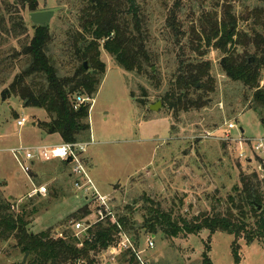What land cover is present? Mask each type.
I'll return each instance as SVG.
<instances>
[{
    "label": "trees",
    "instance_id": "1",
    "mask_svg": "<svg viewBox=\"0 0 264 264\" xmlns=\"http://www.w3.org/2000/svg\"><path fill=\"white\" fill-rule=\"evenodd\" d=\"M147 1L63 0L60 4L70 5L71 18L59 19L68 28L58 35L49 25L31 24L33 35L29 38L22 14L39 12L37 1L1 0L0 42L5 43L3 37L11 33L26 36L20 50L5 59L13 71L18 67L14 61L24 66L0 92L1 100L18 98L24 108L43 110L47 120L34 123L42 134L58 135L63 143H84L90 135L91 105L78 104L76 99H94L105 74L102 50L122 71L147 81L165 115L178 121L181 114L205 109L213 100L216 79L211 62L204 60L212 50L222 57L219 74L243 88L242 104L248 102V110L264 113V0H253V4L247 0H199L196 11L183 0H173L171 8H167L168 0H162L161 7L167 8L162 36L172 48H165L166 56H175L173 67L170 60L162 63L159 49L153 48L157 40L150 19L155 10ZM167 70L170 74L164 80L163 71ZM139 88L141 99L132 92L130 96L138 107L147 108L149 90ZM62 165L70 167L68 161ZM3 188L5 184L0 183V249L5 246L22 256L27 253L25 264H98V257L120 237L117 225L136 251L145 237L169 240L197 236L202 231L234 238V264L240 263L238 241L264 247V177L253 172H240L225 198L217 190L206 194L208 207L192 217L181 212V201L167 209L144 195V204L138 208V200L133 198L116 214L115 223L107 218L92 226L80 248L68 231L61 233V238L52 237L50 230L33 234L29 218L36 209H29L28 204L15 211ZM91 213L85 205L69 222ZM208 242L205 249H209ZM203 257L209 262L206 253ZM118 261L140 264L132 251H125Z\"/></svg>",
    "mask_w": 264,
    "mask_h": 264
},
{
    "label": "rangeland",
    "instance_id": "2",
    "mask_svg": "<svg viewBox=\"0 0 264 264\" xmlns=\"http://www.w3.org/2000/svg\"><path fill=\"white\" fill-rule=\"evenodd\" d=\"M36 1L39 11L53 12L48 24L53 31L60 35L62 30L68 28L59 19L71 18L67 2L61 5L63 0ZM161 1H147L150 4L148 7L152 9L153 6L155 10L150 19V29L157 40L153 48L159 49L162 63L170 60L169 66L173 67L175 56H166L165 48L170 44L162 36L163 16L167 14V8H171L173 0H168L165 9L161 7ZM183 3L190 4L195 11L199 8V0H183ZM246 3L253 4V0H247ZM205 6L209 7V1ZM22 16L27 27L26 36L31 38L33 30L29 13L24 11ZM26 36L18 37L11 33L9 37H3L5 43L0 42V92L8 87L24 66L14 61L13 64L18 67L13 71L14 67H9L5 59L20 50ZM221 58L218 52L212 50L204 57L212 64V74L217 84L210 105L205 109L181 114L179 120L175 121L165 115L162 105L156 111L149 110V106L158 103L157 93L149 83L122 71L101 50L100 59L105 64V74L94 99L86 102L91 105L90 135L84 142L88 145L83 158L89 164L88 174L97 191L108 197V208L113 220L124 206L132 203L133 198L138 200L136 206L141 208L144 204L141 197L144 195L156 203H162L167 209L173 207V203L179 205L181 201V212L192 217L208 207L206 194L211 195L217 190L225 198L237 183L239 173H249L255 168V160L247 163L238 159L240 151H246V156H249L248 148L238 143V140L264 138V113L248 110V102L242 104L243 88L219 74L218 63ZM163 73L165 80V75H169L170 71ZM139 86L149 90L150 103L147 108L138 107L130 96L132 92L141 99ZM237 94L239 96L236 97ZM21 118H25L26 123L18 127L16 121ZM46 120L47 115L43 110L24 108L18 98L6 101L0 99V183L5 184L4 196L11 200L15 211L28 204L29 209H36V213L29 218V230L33 234L50 230L51 236L56 237L64 231L73 232L68 222L78 210L88 205L92 212L88 218L93 219L97 214V206L90 194L71 191L73 187L67 181L70 168L64 167L62 162H45L26 175L7 151L20 143L32 144V136L36 133L32 124ZM229 123H233L234 129H228ZM226 135L231 140H225V137L228 138ZM57 174L62 178L50 183V178ZM33 186H44L47 189L46 196L29 198L27 192ZM147 239L145 237L142 240L140 248V258L147 264H234L231 254L234 238L225 233L210 236L207 231H202L197 236L169 240L158 236L152 239V248L147 246ZM207 240L209 249H205ZM238 244L239 264H264L263 246L257 242L246 245L242 240ZM203 253H206L209 262ZM122 255L113 260L100 255L98 264H120L118 260ZM23 258L11 248L3 246L0 249V264L20 261L22 264ZM26 261L27 258L24 264Z\"/></svg>",
    "mask_w": 264,
    "mask_h": 264
},
{
    "label": "built area",
    "instance_id": "3",
    "mask_svg": "<svg viewBox=\"0 0 264 264\" xmlns=\"http://www.w3.org/2000/svg\"><path fill=\"white\" fill-rule=\"evenodd\" d=\"M78 104L89 102L87 98H77ZM26 123L25 118H21L16 121L18 127H23ZM228 129H234L233 123L227 124ZM225 140H231L226 135ZM238 143L244 144L248 148L249 156H246V151H240L237 154L238 159L245 160L247 163L255 160V168L252 172L258 175V177H264V138L259 139H240ZM88 143H62L56 146H36V147H23L18 146L10 149L8 152L12 155L13 159L18 164L20 170L28 175L32 166L36 162H46V160L68 161L70 166V174L73 177L72 187L76 192H83L84 194H90L92 200H94L97 211L93 219L88 217L81 221H70L69 225L72 229V235L79 242L78 248L82 246V241L87 238L88 231L96 223L101 222L107 218L112 223H115L113 216L108 208V197L101 195L91 180L87 168L85 167L83 154L86 150ZM47 189L44 186L35 187L27 192L29 198L44 197L46 196ZM119 230V239L117 242L103 251L102 256L111 258L112 260L124 253L125 251H132L140 264H147L140 258V251H136L130 238L122 231L120 225H117ZM57 237H62V234H57ZM147 246L152 248L154 246L152 239H147ZM77 264H84V262H78Z\"/></svg>",
    "mask_w": 264,
    "mask_h": 264
},
{
    "label": "crops",
    "instance_id": "4",
    "mask_svg": "<svg viewBox=\"0 0 264 264\" xmlns=\"http://www.w3.org/2000/svg\"><path fill=\"white\" fill-rule=\"evenodd\" d=\"M12 81V80H11ZM4 90V89H3ZM1 99V98H0ZM3 101V100H2ZM91 108V107H90ZM32 126L35 127V131L36 133L33 134V139L31 140V142H33L32 144H29V145H24V144H19V145H16L14 147H11L10 149L12 148H15V147H18V146H23V147H36V146H56V145H60L62 144L63 142L61 141V139L59 138L58 135H51V136H48V135H43L40 130L35 126V124L33 123ZM54 139V140H53ZM10 149H8L7 151H9ZM57 160H46V163L47 162H55ZM58 162H62V161H58ZM45 162H36L34 163L32 166L31 169H35L37 167H39L41 164H43ZM84 163H85V167L87 168V171L89 170V164L84 160ZM70 168V167H69ZM32 170V171H33ZM56 174V173H55ZM64 177V176H63ZM62 178L61 175H54L53 177L50 178L49 182L50 183H54V182H57L58 179ZM67 181L71 184V187H72V183H73V177L71 176L70 174V170H69V174L67 175ZM94 184V183H93ZM95 186V185H94ZM74 190L73 188L71 189V191ZM75 191V190H74ZM76 192V191H75ZM106 195V194H104Z\"/></svg>",
    "mask_w": 264,
    "mask_h": 264
},
{
    "label": "water",
    "instance_id": "5",
    "mask_svg": "<svg viewBox=\"0 0 264 264\" xmlns=\"http://www.w3.org/2000/svg\"><path fill=\"white\" fill-rule=\"evenodd\" d=\"M53 15L54 14L51 11H39L36 13L29 14V21L32 25L46 26L50 23ZM252 61H253V59H249L250 63ZM83 66H84V69L87 70V64L84 63ZM198 87H199V85H196V88H198ZM159 107H161V104L158 102L155 105L149 106V110H155L156 111ZM69 162H70V160H68V163ZM26 258H27V253L24 255L22 264H24Z\"/></svg>",
    "mask_w": 264,
    "mask_h": 264
}]
</instances>
